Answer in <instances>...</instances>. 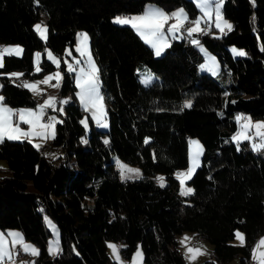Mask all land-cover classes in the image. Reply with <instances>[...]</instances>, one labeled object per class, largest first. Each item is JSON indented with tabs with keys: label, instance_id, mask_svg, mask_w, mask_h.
Returning a JSON list of instances; mask_svg holds the SVG:
<instances>
[{
	"label": "trees",
	"instance_id": "obj_1",
	"mask_svg": "<svg viewBox=\"0 0 264 264\" xmlns=\"http://www.w3.org/2000/svg\"><path fill=\"white\" fill-rule=\"evenodd\" d=\"M222 2L232 31L219 38L195 36L221 65L213 77L200 71L202 57L189 38L171 41L155 57L129 25L112 21L141 13L148 3L166 12L182 7L193 20L199 11L190 0H0V44L23 49L19 57L5 56L0 68L6 104L36 105L30 91L17 86L22 79L14 83L6 74L32 80L53 72L44 54L42 71H32L34 53L46 49L60 59L61 94L71 97L50 141L61 150L56 159L25 140L0 143V161L9 174L0 177V230L17 229L35 244L40 250L35 264H116L107 254L108 241L121 242L126 259L140 246L145 264H186L174 241L183 232L213 245L212 258L201 264H224L237 256L239 264L250 260L264 233V153L254 152L248 142L238 151L231 137L238 114L264 120V0ZM42 20L47 41L33 27ZM78 30L87 33L101 69L106 132L94 128L76 99L73 74L65 70L64 53L67 48L75 53ZM229 46L247 55L234 58ZM143 72L155 81L145 86ZM186 100L190 108H183ZM84 116L91 126L87 148L80 143ZM189 138L200 141L203 154L187 182L194 195L184 197L175 174L187 167ZM112 155L138 166L143 179L120 180ZM44 215L59 231L61 251L54 257L47 251ZM236 230L243 233L244 246L231 244Z\"/></svg>",
	"mask_w": 264,
	"mask_h": 264
},
{
	"label": "snow or ice",
	"instance_id": "obj_2",
	"mask_svg": "<svg viewBox=\"0 0 264 264\" xmlns=\"http://www.w3.org/2000/svg\"><path fill=\"white\" fill-rule=\"evenodd\" d=\"M195 2L202 15L197 16L194 20L189 18V15L183 8L168 13L163 9L149 7L146 8L142 14L117 16L114 18L113 22L131 26L144 43L153 49L154 55L157 57L161 56L162 53L171 46L170 40L181 38L185 33V38H189L193 46L199 47L201 52H205L206 50L200 44V41L194 38L195 34L211 35L213 28L218 30L221 34H226L225 29L227 32H230L233 26L222 16V0H195ZM36 3L39 4V0H36ZM170 20H173L174 23L169 24L168 22ZM33 27L39 38L47 41L49 31L47 25H45L43 21H40ZM87 39L86 33L77 34L76 52L79 54V58L73 60L71 63L65 60V70L69 74L75 73L74 83L77 89L75 96L84 111L91 114L92 121L99 127L107 128V99L102 93L101 69L93 60V56L87 45ZM46 51L48 59L56 66L57 71L45 75L43 80H37L34 83L28 80H22L21 83L17 85L18 87H23L34 94H39L37 86L42 83L48 84L53 79L56 81V84L53 86L57 88L60 87L61 81L63 80V75L60 71V60L54 56L50 50ZM22 52L23 49L18 45L0 46V68L4 67L5 55L19 56ZM233 52L237 56L247 55L243 50L233 49ZM35 55L37 58L34 62L35 71L40 73L42 71L39 63L40 53H36ZM66 55H71V53L66 50ZM200 67L202 70L210 71L213 75L217 74V66L214 57H209V62ZM6 75L9 79L15 78L13 80L15 83V80L20 79L24 74L13 72L7 73ZM153 79L152 76L146 75V78L142 79L141 82L148 85ZM2 87L3 85H0V88ZM69 99L70 98L57 100L56 97L49 96L42 104H38L35 109H13L6 104V98L0 95V143H3L5 139L10 141L26 139L29 143H32L33 138H38L41 141L55 140L56 125L63 123V121L58 119L57 116L49 115L46 110L51 109L53 112L63 114V105L68 103ZM233 103L235 102L233 101ZM57 105H59V107H57ZM191 106L192 102L186 100L183 108H190ZM235 119L238 128L236 133L231 137V140L236 143L237 150H241L240 145L242 143L248 142L254 152L264 153V122H253L250 117L244 115H238ZM80 123L86 130L88 129L89 124L87 117L82 119ZM21 125H27V129L25 130ZM81 142L87 143L88 141L82 137ZM144 142L145 144H149L150 138L146 137ZM104 143L107 145L109 141L105 139ZM189 145V167L185 171H179L175 174L180 184L179 194L184 197L194 195V189L186 186V182L192 178L196 169L200 167V158L203 154L202 146L198 141H189ZM33 146L39 151L43 145L34 144ZM45 155L52 154L45 153ZM155 158L154 154V159ZM117 165L120 169L122 181L143 179L140 169L132 168L119 160H117ZM155 179L160 187H165L164 177L158 176ZM45 219L47 220V217H45ZM49 224L56 234L55 241L49 242V254L57 255L61 251L59 234L56 232L55 226L51 225L50 221ZM235 236L240 242V245L244 246V235L236 232ZM184 239L187 240L188 238L185 237ZM181 243L183 244L184 241L182 240ZM108 247L112 250L116 264H122L117 246L109 243ZM73 250L75 251V249ZM18 251H23L33 257L40 254V250L31 243L26 242L25 237L20 232L12 230H9L7 233L0 232V264H14L13 258L18 254ZM202 254L204 253L201 249H194L192 247L186 248L185 255L190 264L198 255ZM251 256L254 264H264V238H261L257 244L253 246ZM31 264H35V261H32ZM130 264H142V250L139 246L137 251L133 254Z\"/></svg>",
	"mask_w": 264,
	"mask_h": 264
},
{
	"label": "rangeland",
	"instance_id": "obj_3",
	"mask_svg": "<svg viewBox=\"0 0 264 264\" xmlns=\"http://www.w3.org/2000/svg\"><path fill=\"white\" fill-rule=\"evenodd\" d=\"M190 1H192L194 4H195V6H196V8H197V10L199 11V13H198V15L197 16H201L202 15V13L200 12V10L198 9V7H197V5H196V2H195V0H190ZM222 4H223V2H222ZM149 7H154V8H159V9H161L160 7H158V6H156V5H154V4H151V3H148V4H146L145 6H144V9H143V11L141 12V13H138V14H142L144 11H145V9L146 8H149ZM180 8H182V7H180ZM180 8H176V9H174L173 11H175V10H177V9H180ZM173 11H171V12H173ZM166 12V11H165ZM171 12H168V13H171ZM187 13V12H186ZM221 13H222V5H221ZM138 14H133V15H138ZM133 15H129V16H133ZM196 16V17H197ZM222 16H223V13H222ZM117 17V16H116ZM196 17H195V19H196ZM115 18V17H114ZM114 18L112 19V21H114ZM223 18L224 19H226L224 16H223ZM194 20V19H193ZM229 23H230V21L228 20V19H226ZM43 21V20H42ZM39 23V22H38ZM169 24H171V23H174V21L173 20H170L169 22H168ZM37 24V23H36ZM117 24V23H116ZM119 25H122V24H119ZM188 26H191V25H188ZM203 26V25H202ZM131 27V26H130ZM167 27V26H166ZM227 30L225 29V32H226ZM37 33V32H36ZM78 33H86L85 31H83V30H78L77 32H76V41H75V45L73 46V49H74V52L75 53H73L72 51H71V49L70 48H67L66 50H68V52H70L71 53V55H66V51H65V53H64V61L65 60H67L69 63H71L73 60H75V59H78L79 58V54L76 52V45H77V34ZM136 33V32H135ZM87 34V33H86ZM137 34V33H136ZM38 35V34H37ZM138 35V34H137ZM197 34H195L194 35V38L196 39V36ZM223 34H221L218 30H216L215 28H213L212 29V34H211V36L212 37H215V38H219V37H221ZM139 36V35H138ZM39 37V36H38ZM87 37H88V35H87ZM140 37V36H139ZM186 37V33L183 35V36H181V38H178V39H172V40H170V43H171V41H173V40H180V39H182V38H185ZM142 40V39H141ZM44 41V40H43ZM143 41V40H142ZM144 42V41H143ZM201 44V43H200ZM20 46L21 48H22V46L21 45H19V44H0V46ZM87 45H88V48L90 49V47H89V38L87 39ZM147 45V44H146ZM202 46H203V48L206 50L205 52H201L200 51V49H199V47H196V49L198 50V52L200 53V55H201V57H202V64L201 65H204V64H206V63H208L209 62V57H214L215 58V61H216V66H217V74L216 75H213L210 71H207V70H202L201 69V67H199V69H200V71L201 72H205V73H208L209 75H211V76H213V77H217L219 74H220V72H221V65H220V63H219V61H218V59H217V57L213 54V53H211L209 50H207L205 47H204V45L203 44H201ZM151 50H152V52H153V54H154V51H153V49L149 46V45H147ZM233 49H237V50H243L244 51V49H241V48H238V47H236V46H229V47H227V50L229 51V53L234 57V58H238V57H245V56H237V55H235L234 54V52H233ZM46 50H48V49H46ZM44 51V52H40V51H38V52H35L34 53V55H33V73H37L36 71H35V61H36V53H40V57H39V63H40V61H41V58H42V55L44 54V57L49 61V62H51L49 59H48V57H47V51ZM91 51V50H90ZM165 52V51H164ZM163 52V53H164ZM245 52V51H244ZM162 53V54H163ZM92 54V53H91ZM22 55V54H21ZM21 55H19V56H21ZM5 56H7V55H5ZM19 56H16V57H19ZM55 56V55H54ZM93 56V55H92ZM155 56V55H154ZM155 57H157V56H155ZM60 60V59H59ZM93 60H94V58H93ZM94 62H95V60H94ZM52 63V62H51ZM61 63V62H60ZM53 64V63H52ZM54 65V64H53ZM200 65V66H201ZM55 66V65H54ZM57 71V68H56V66H55V70L53 71V72H51V73H55ZM60 71H61V69H60ZM62 72V71H61ZM11 73H13V72H11ZM51 73H48V74H51ZM48 74H46V75H48ZM73 74V79H74V77H75V73H72ZM146 75H150V76H152L154 79L151 81V83H153L154 81H155V76L154 75H152L151 73H149V72H143V73H141V75H140V78H141V80L142 79H144V78H146ZM45 76V75H44ZM44 76L43 77H41V78H37V79H32V80H29V79H23L22 77L20 78V79H22V80H28L29 82H32V83H34L35 81H37V80H43V78H44ZM21 80V81H22ZM19 81V80H18ZM62 82V81H61ZM18 83H21V82H18ZM150 83V84H151ZM56 84V81H55V79H53V80H51L48 84H40V85H38L37 86V88H38V91H39V94H34L33 92H30L31 93V95H32V97L33 98H35V99H37V101H36V105L34 106V107H23V108H18V109H35L36 107H37V105L38 104H42L43 102H44V100L45 99H47L49 96H53V97H56L57 98V100H59V99H65V98H70L69 99V101L71 100V97H70V94H61V84H60V87L59 88H57V87H54L53 85H55ZM150 84H148V85H150ZM74 85H75V83H74ZM145 85V84H144ZM148 85H145V86H148ZM76 91H77V89H76ZM0 95H1V93H0ZM77 99V98H76ZM78 101V100H77ZM78 103H79V101H78ZM67 104V103H66ZM65 104V105H66ZM65 105H63V108H64V106ZM79 105L81 106V104L79 103ZM57 107H59V105H57ZM81 108L83 109V107L81 106ZM14 109V108H13ZM84 110V109H83ZM106 110H107V103H106ZM47 112H48V114L49 115H54V116H57L58 117V119H60L61 120V118H60V115H64V112H63V114H60L59 112H53L51 109H47L46 110ZM86 114H88V116L91 118V114L90 113H88V112H86ZM238 115H244V116H248V115H246V114H238ZM237 115V116H238ZM236 116V117H237ZM235 117V118H236ZM249 117V116H248ZM86 118V116H84L82 119H85ZM251 118V117H250ZM92 120V119H91ZM236 120V119H235ZM251 120L253 121V122H264V120H255V119H252L251 118ZM106 122H107V124H108V121H107V115H106ZM236 123H237V121H236ZM88 124H89V122H88ZM92 124H93V126H94V128L96 129V130H99V131H102V132H106L107 130H108V128L109 127H107V128H101V127H99L95 122H93L92 121ZM21 127H23L25 130L27 129V125H21ZM85 128V127H84ZM237 128H238V124H237ZM90 130H91V126H90V124H89V127H88V129L86 130L85 129V134L82 136V137H84L85 139H87V141H88V137H89V133H90ZM236 131H237V129H236ZM236 131L233 133V135L236 133ZM232 135V136H233ZM81 137V138H82ZM81 138H80V143H81V145H82V147L83 148H87V147H89V143L87 142V143H82L81 142ZM35 139L36 138H33V140H32V144L33 143H35L36 144V142H34L35 141ZM105 139H107L108 140V138H107V136L106 135H104L103 136V140H105ZM28 141V140H26V139H21V140H16V141ZM192 140H195V141H198L199 142V144L201 145V143H200V141L198 140V139H196V138H189L188 140H187V160H188V163H187V167L185 168V169H183V170H180V171H185L188 167H189V148H190V145H189V141H192ZM50 141L51 140H46V141H40V143L39 144H43V142H44V145H46V150L44 151L45 153H49V154H52V155H47L48 157H50V158H52V159H56L59 155H61V150L59 149V148H56V147H53L51 144H50ZM236 144V143H235ZM202 146V145H201ZM202 150H203V148H202ZM111 159H112V161H113V163H114V166H115V168H116V170L118 171V175H119V179L121 180V177H120V169H119V167H118V165H117V160H119L120 162H122L123 164H126V165H128V166H130V167H132V168H138V169H140L138 166H135V165H130V164H128V163H125L124 161H122L120 158H118L116 155H112V157H111ZM200 160H201V158H200ZM69 165L72 167V168H76V165H75V163H74V161L73 160H70L69 162ZM140 171H141V173H142V176H143V172H142V170L140 169ZM9 174H8V171H7V165H6V162L5 161H0V177H7ZM175 177H176V175H175ZM179 182V181H178ZM188 182V181H187ZM187 182H186V186H188L187 185ZM188 187H190V186H188ZM179 192H180V184H179ZM89 201H91V199H89ZM45 217H47V220L45 219ZM43 220H44V224H45V226H46V228L48 229V231L50 232V237L48 238V240H47V243H46V246H47V251H48V254H49V242L50 241H55V239H56V234L53 232V230H52V227L50 226V224H49V221L51 222V225H54L55 226V229H56V232H58V234H59V231H58V228H57V226H56V224L48 217V216H46V215H44V218H43ZM9 230H12V231H16L17 229H8V230H5V231H2V230H0V232H5V233H7ZM18 232H20L19 230H17ZM236 232H239V233H241V234H243L240 230H236ZM235 232V233H236ZM21 233V232H20ZM22 234V233H21ZM185 237H187L188 239L187 240H185L184 238ZM261 238H264V233L262 234V235H260L259 237H258V239H257V241H256V244H257V242L261 239ZM184 241V243L182 244L181 243V241ZM174 241L176 242V245H177V249L179 250V252H180V254L182 255V257H183V259H184V261H185V263L186 264H190V262H189V260L186 258V255H185V253H186V248L187 247H192V248H194V249H201L202 250V252L204 253V254H202V255H198L197 256V258L195 259V260H193V261H191V264H201V263H203L204 261H206V260H209V259H211L212 258V250H213V245L211 244V243H209L208 241H206V240H203V239H201V238H197V237H195L194 235H193V233H191V232H183V233H181V234H178V235H176L175 237H174ZM26 242H28V243H31L32 245H34L37 249H38V247L35 245V244H33L32 242H30V241H28V240H26ZM59 243H60V239H59ZM109 243H112V244H114V245H116L117 246V248L119 249V255H120V257H121V262H122V264H130V262H131V260H132V257H133V254L137 251V248H138V246L136 247V249L134 250V252L132 253V255H131V257L129 258V259H126L123 255H122V253H121V248L123 247V244L121 243V242H116V241H108L107 242V254H108V256H109V258H110V260L111 261H114V262H116V260H115V258H114V256H113V253H112V250L108 247V244ZM231 244L232 245H234V246H241L240 245V242L238 241V239L236 238V236L234 235V238H233V240L231 241ZM255 244V245H256ZM140 247V246H139ZM141 249V248H140ZM50 255V254H49ZM51 257H54V256H56V255H50ZM34 259H35V257H33V256H31V255H29V254H26V253H24L23 251H18V254L16 255V256H14V258H13V260H14V264H31V262L32 261H34ZM239 261H240V257L239 256H237V257H235V258H233L231 261H229V262H227V263H224V264H239ZM142 264H145L144 262H143V254H142ZM247 264H254V261L252 260V256L250 257V260L247 262Z\"/></svg>",
	"mask_w": 264,
	"mask_h": 264
},
{
	"label": "crops",
	"instance_id": "obj_4",
	"mask_svg": "<svg viewBox=\"0 0 264 264\" xmlns=\"http://www.w3.org/2000/svg\"><path fill=\"white\" fill-rule=\"evenodd\" d=\"M40 139H38V138H36L35 139V141L34 142H36V144H39L40 143ZM35 143H33V145H34ZM43 146L41 147V149L39 150V151H41L42 153H44L45 154V150H46V145H44V142H43V144H42ZM47 156V155H46ZM17 231V230H16Z\"/></svg>",
	"mask_w": 264,
	"mask_h": 264
}]
</instances>
